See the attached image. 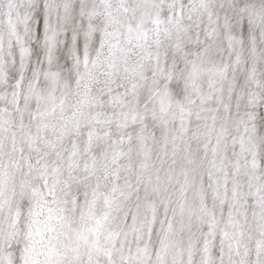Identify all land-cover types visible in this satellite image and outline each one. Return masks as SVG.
Here are the masks:
<instances>
[{
	"label": "snow or ice",
	"instance_id": "obj_1",
	"mask_svg": "<svg viewBox=\"0 0 264 264\" xmlns=\"http://www.w3.org/2000/svg\"><path fill=\"white\" fill-rule=\"evenodd\" d=\"M0 264H264V0H0Z\"/></svg>",
	"mask_w": 264,
	"mask_h": 264
}]
</instances>
